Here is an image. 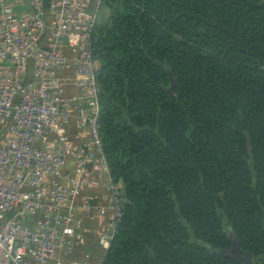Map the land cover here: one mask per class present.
I'll list each match as a JSON object with an SVG mask.
<instances>
[{"label": "trees", "instance_id": "1", "mask_svg": "<svg viewBox=\"0 0 264 264\" xmlns=\"http://www.w3.org/2000/svg\"><path fill=\"white\" fill-rule=\"evenodd\" d=\"M103 6L99 130L123 202L95 263L244 264L221 252L234 236L264 264V0Z\"/></svg>", "mask_w": 264, "mask_h": 264}, {"label": "built area", "instance_id": "2", "mask_svg": "<svg viewBox=\"0 0 264 264\" xmlns=\"http://www.w3.org/2000/svg\"><path fill=\"white\" fill-rule=\"evenodd\" d=\"M103 3L0 0V264H96L78 257L87 224L106 218L107 247L121 217L99 130Z\"/></svg>", "mask_w": 264, "mask_h": 264}, {"label": "water", "instance_id": "3", "mask_svg": "<svg viewBox=\"0 0 264 264\" xmlns=\"http://www.w3.org/2000/svg\"><path fill=\"white\" fill-rule=\"evenodd\" d=\"M169 73L171 79V87L169 88V91L173 93L176 85V79L172 75L171 70H169ZM221 252L237 261L243 262L244 264H249L252 262V253L248 249L241 247L239 240L234 236H232L231 246L227 249L222 250Z\"/></svg>", "mask_w": 264, "mask_h": 264}, {"label": "rangeland", "instance_id": "4", "mask_svg": "<svg viewBox=\"0 0 264 264\" xmlns=\"http://www.w3.org/2000/svg\"><path fill=\"white\" fill-rule=\"evenodd\" d=\"M107 13H108V9L105 8L104 6L101 8V11H100V20H99V23L101 21V17H107ZM122 183V182H121ZM123 184V183H122ZM100 219V218H98ZM97 219V220H98ZM106 219V218H105ZM105 225H103L102 228H104ZM98 235H95L93 239V244H92V248L89 247V245L87 243H85L84 245H82V247H87L88 248V252H89V255L88 253H86V255L83 257V258H86V259H89L91 260L92 262H97L98 258L100 257L101 253L105 250L106 246L103 245L101 242L98 241ZM80 249V248H79ZM78 249V250H79Z\"/></svg>", "mask_w": 264, "mask_h": 264}, {"label": "crops", "instance_id": "5", "mask_svg": "<svg viewBox=\"0 0 264 264\" xmlns=\"http://www.w3.org/2000/svg\"><path fill=\"white\" fill-rule=\"evenodd\" d=\"M74 91H75V89L73 88L72 92H74ZM75 128H76V126H75ZM75 138H76V140L82 139L78 134H76ZM119 181L122 182L121 180H119ZM105 224H106L105 218H100L98 220H95V222L93 223V225H92L93 229L91 230V233L89 232V236H88L90 242H88V240L86 241V243L89 245V247L91 246L90 248H92V244H93V240H91V238L93 239L94 236L99 233L100 229H102L103 225H105ZM86 253H88V255H89L88 248L86 246L80 247V249L78 251V257L83 258L86 255Z\"/></svg>", "mask_w": 264, "mask_h": 264}]
</instances>
